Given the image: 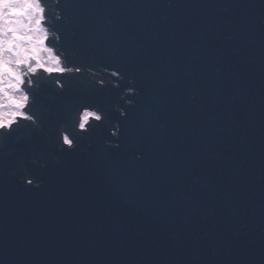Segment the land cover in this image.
<instances>
[{"label": "clouds", "instance_id": "9594fccd", "mask_svg": "<svg viewBox=\"0 0 264 264\" xmlns=\"http://www.w3.org/2000/svg\"><path fill=\"white\" fill-rule=\"evenodd\" d=\"M39 5V11H34L30 17H25L22 25L18 26L15 30H8L0 32V153H3L7 145L4 142L5 135L11 131L12 126L17 124L19 120L23 119L30 121L33 125H37L38 118H34L33 115L25 112V109L29 107L30 97L29 92L25 90L24 83L25 77L36 76L39 71H43L46 74L50 72L45 71L44 68H64L66 71L71 72L73 67H63L61 57L55 54L51 47H42L41 41H46L49 38V30L42 26L44 20L45 7L41 5L40 0H35ZM58 3L59 0H54ZM171 4V0H169ZM56 20H60L61 16L59 11H56ZM37 21L40 23V28H37ZM43 66V67H41ZM117 73L113 72L115 76ZM129 83L133 84L134 81L129 79ZM28 88L33 87V80L28 79ZM57 87L62 88L63 85L57 82ZM134 89H128V92H133ZM121 99H124L122 96ZM132 101L126 100L125 103H131ZM119 109L120 117L126 116L124 108H120L119 105L115 106ZM85 112L94 113L93 116L96 121H101L102 116L96 111ZM110 124L108 128V135L113 139L105 140V146L110 148L119 147V137L121 132V126L119 122H107ZM78 129L80 133H88V127L86 123L81 126L79 121ZM65 137H69V134L65 132L63 134L62 142L58 135V142L55 141L57 152H66L73 150L76 146L73 144V140L70 139L66 142ZM136 159H141L139 153L136 154ZM33 164H40V167H45V163L42 161L32 160ZM12 177H17V172L12 171L10 173ZM18 182L33 188H40L42 181L30 173L25 172L23 175H19ZM187 221L188 217H184ZM243 227V225H242ZM198 259V257H197ZM0 264H6L3 257H0Z\"/></svg>", "mask_w": 264, "mask_h": 264}, {"label": "water", "instance_id": "95a60500", "mask_svg": "<svg viewBox=\"0 0 264 264\" xmlns=\"http://www.w3.org/2000/svg\"><path fill=\"white\" fill-rule=\"evenodd\" d=\"M40 3H41V5H44L45 1L40 2ZM43 25L46 26L47 23L43 22ZM52 28H54V31L59 35V44L53 43L51 48L53 50L54 49L57 50V49L61 48L65 52V56L67 57L68 62H73L71 56L68 55L69 52H71V50L68 49V45L70 43L75 42L76 39L80 36L83 38H86V36H87L86 32L78 33L77 36L74 37L75 33L69 29V25L67 27L63 26L62 22L59 20L53 22ZM75 59H77V58H75ZM78 63L82 66H85V67L88 66L89 68L95 66V63L92 61H89V59H79ZM73 87H74V92H75L74 94H76V95L73 94L74 96H70L68 98L66 95L59 94L56 90H54L51 87L42 88L39 92L34 91V90L31 91V94L33 96L34 103H35L33 111L35 113H39L42 116V121H41L42 125L46 126L47 124H49L51 118L54 117L55 119H59L61 123H64L66 125L67 131H71L72 126H71L70 118L68 116V112H70V111H69V109H63V107H61L60 111L58 109H54L52 106V103H53V100L56 98H60L61 103H64L65 101L68 102L70 99L80 97L82 95V93H84V95H86V94L92 92V94L97 95V98H98L95 100L94 104L99 106L101 109H106L107 106L105 104L110 105V101L113 98H115L114 95H112L110 97L100 98V94H101L102 90H100L98 87H93L91 89L89 85L84 84V83H79L78 85L73 86ZM38 108H39V111H38ZM114 116H115V114L112 115V119L114 118ZM95 126H97V124H94V127ZM46 129L51 132V130H52L51 125L48 126V128H46ZM20 133L25 137L27 136V133L25 131H21ZM107 137H109V135H108L107 131L105 130V128H103L102 138L104 139ZM73 140L76 143V148H75L74 152L71 153V156L79 158L81 155H83L87 151L86 142H87L88 138L85 136L83 138H81L76 133H73ZM42 146H44V147L41 148L40 152H38L36 154V152H37V150H36L35 152H32L31 154L28 153L27 155L24 156V158L21 160V162L24 164H29L30 160L32 158H36L37 161L44 162L45 167H43V168H41L40 164H38V165H34V166L28 165L27 169L30 172V174L37 176L40 180L44 179L45 181H47V179L49 178L48 174H50L54 171V168L56 167L55 165H56L57 161L55 163H52V161H51L52 156L50 157V155H52L53 152L48 150L46 145H42ZM45 151L47 152V155L43 156V153ZM59 166L61 167V170L65 172L66 175L73 173L72 170L75 168H78L77 164H75V165L74 164L59 165ZM101 176H103L105 178L108 177V175L105 174L104 172H102ZM52 180H56V182L64 184L63 187L65 189L70 190V191H72V189H73V191L76 193H80V192H83L85 190H88L91 192L92 188L95 187L94 186L95 182L93 180V177L89 173H85V175H83L80 179H77V180L73 176L71 181H69L67 183H65V180H68V177L64 176V175L55 174V176ZM49 186L50 185H49V181H48L47 184H45L44 188L36 189V193L34 194V201L31 202V210L25 211L23 213V215L19 214L20 218H14V217L9 218V216L11 214L8 215L7 221H5L2 224V226L0 227V234H2L4 232L2 235H0V238L1 237L10 238L12 236V234L10 235L9 230H12L13 228H16L17 226H20V224H22L21 222L28 221L33 215L35 217L34 221L39 219L38 213H40L41 211H39L38 208L40 207V209H41L42 204L47 201V196L51 192V189L49 188ZM259 196H261V195H259ZM77 199L82 200L83 198L78 196L76 198V200ZM69 201H70V198H66L65 201L57 202V205L60 207L62 205H70ZM49 203L52 206H56V200H50ZM241 210H242V208H240V210H238L237 213L243 214V212ZM43 211L47 212L46 210H43ZM49 214L52 217L55 216L53 211H50ZM26 215H28V216H26ZM45 216H46L45 214H42L41 215L42 219L45 218ZM252 226H253V223H251L249 225L248 229H251ZM32 233H33V231L30 230L29 235H31ZM65 236H66V233L61 234V237L64 238ZM244 236H247V233H244ZM29 243L34 244L33 240H31V242H29ZM238 243L240 244V247H238V249H243L241 247V245H242L244 248L251 250L250 245H252V244L250 243V235L247 237H244ZM126 245L128 247H133V246H137V243H126ZM8 247L9 246H5L3 248L0 247V255L4 251H6V249ZM44 247L46 249H48L49 252H51V250L53 249V254L43 256L41 259V263L43 261H48V264H67V262L69 261L68 260V261L64 262L65 256L67 255V252H66V245L63 244V239H60L59 241L56 240L53 243L48 242ZM263 247H264V245H263ZM26 248H27V246H25V243L20 244L18 247V250H17V254L25 252L27 250ZM56 249H58V250H56ZM27 255L28 254H26V256ZM263 256H264V254H263ZM60 257H63L64 259H61ZM31 263H33V262H31ZM6 264H16V261L12 260V258H8L6 261ZM260 264H264V257H263V260Z\"/></svg>", "mask_w": 264, "mask_h": 264}, {"label": "snow or ice", "instance_id": "6c2138e0", "mask_svg": "<svg viewBox=\"0 0 264 264\" xmlns=\"http://www.w3.org/2000/svg\"><path fill=\"white\" fill-rule=\"evenodd\" d=\"M39 10V5L35 0H0V32L15 30L23 24L25 17H30L34 11ZM36 26L40 28L39 21H37ZM46 41L40 42L42 47H48ZM44 70L50 73L62 74L65 72L72 73L73 71L79 72L80 68H73L71 72L66 71L64 68H44ZM94 115V113L85 112L80 118L81 126L87 122L88 117ZM65 140L68 142L70 138L65 137Z\"/></svg>", "mask_w": 264, "mask_h": 264}, {"label": "bare ground", "instance_id": "6f19581e", "mask_svg": "<svg viewBox=\"0 0 264 264\" xmlns=\"http://www.w3.org/2000/svg\"><path fill=\"white\" fill-rule=\"evenodd\" d=\"M43 2V1H42ZM33 15V18H34V14H32ZM43 22H45V21H43ZM43 22H42V24H43ZM56 51V49H54V52Z\"/></svg>", "mask_w": 264, "mask_h": 264}]
</instances>
